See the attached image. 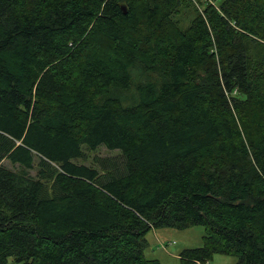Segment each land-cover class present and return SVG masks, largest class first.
<instances>
[{
    "label": "trees",
    "instance_id": "16d2710c",
    "mask_svg": "<svg viewBox=\"0 0 264 264\" xmlns=\"http://www.w3.org/2000/svg\"><path fill=\"white\" fill-rule=\"evenodd\" d=\"M189 227L180 264H264V0H0V264H161Z\"/></svg>",
    "mask_w": 264,
    "mask_h": 264
},
{
    "label": "rangeland",
    "instance_id": "374dc122",
    "mask_svg": "<svg viewBox=\"0 0 264 264\" xmlns=\"http://www.w3.org/2000/svg\"><path fill=\"white\" fill-rule=\"evenodd\" d=\"M214 3V2H213ZM200 11V8L195 4ZM195 17L192 7L182 8L174 16L181 29H186ZM238 94V91L237 93ZM229 96V95H228ZM230 97V96H229ZM94 158H116L121 159L118 151H110L105 147H98L94 152L88 154V159L84 164L96 167ZM81 164L80 162H77ZM204 230L202 227H189L183 230L173 228H159L151 230L147 236V245L144 250L145 257L158 260L161 264H180L179 254L185 249H195L202 247ZM238 259L233 256L214 255L207 264H237ZM6 264H17L13 258H9Z\"/></svg>",
    "mask_w": 264,
    "mask_h": 264
},
{
    "label": "water",
    "instance_id": "95a60500",
    "mask_svg": "<svg viewBox=\"0 0 264 264\" xmlns=\"http://www.w3.org/2000/svg\"><path fill=\"white\" fill-rule=\"evenodd\" d=\"M121 10H122L123 13L125 14V13L127 12L126 6H125V5H122V6H121Z\"/></svg>",
    "mask_w": 264,
    "mask_h": 264
},
{
    "label": "built area",
    "instance_id": "2783aa9c",
    "mask_svg": "<svg viewBox=\"0 0 264 264\" xmlns=\"http://www.w3.org/2000/svg\"><path fill=\"white\" fill-rule=\"evenodd\" d=\"M237 93V90L235 89L234 92H233V95H235ZM229 95V94H228Z\"/></svg>",
    "mask_w": 264,
    "mask_h": 264
}]
</instances>
